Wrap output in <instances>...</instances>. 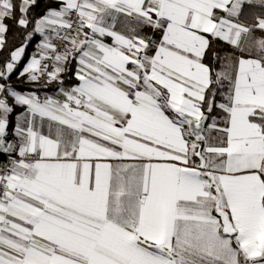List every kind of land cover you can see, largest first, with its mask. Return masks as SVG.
I'll use <instances>...</instances> for the list:
<instances>
[{
  "label": "snow or ice",
  "instance_id": "1",
  "mask_svg": "<svg viewBox=\"0 0 264 264\" xmlns=\"http://www.w3.org/2000/svg\"><path fill=\"white\" fill-rule=\"evenodd\" d=\"M0 264H264V0H0Z\"/></svg>",
  "mask_w": 264,
  "mask_h": 264
},
{
  "label": "trees",
  "instance_id": "2",
  "mask_svg": "<svg viewBox=\"0 0 264 264\" xmlns=\"http://www.w3.org/2000/svg\"><path fill=\"white\" fill-rule=\"evenodd\" d=\"M42 8H43V3H41L40 7L35 9V11L40 12ZM13 31H15V29H13ZM10 41H11V34H10ZM29 51H31V47L29 48ZM12 80H13V83H19L18 81H16L15 77H13Z\"/></svg>",
  "mask_w": 264,
  "mask_h": 264
}]
</instances>
